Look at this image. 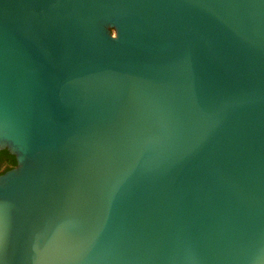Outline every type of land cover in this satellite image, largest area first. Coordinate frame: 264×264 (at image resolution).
<instances>
[{"label":"water","instance_id":"obj_1","mask_svg":"<svg viewBox=\"0 0 264 264\" xmlns=\"http://www.w3.org/2000/svg\"><path fill=\"white\" fill-rule=\"evenodd\" d=\"M0 264H264V0H0Z\"/></svg>","mask_w":264,"mask_h":264},{"label":"flooded vegetation","instance_id":"obj_2","mask_svg":"<svg viewBox=\"0 0 264 264\" xmlns=\"http://www.w3.org/2000/svg\"><path fill=\"white\" fill-rule=\"evenodd\" d=\"M0 152H2V151H0ZM5 152H6V154H2V155L0 154V175H2L3 173H5L6 171L10 170L11 168H13L15 166V164H14V166L11 164H8V162L11 158H13L14 162H15V159L7 151H5Z\"/></svg>","mask_w":264,"mask_h":264},{"label":"trees","instance_id":"obj_3","mask_svg":"<svg viewBox=\"0 0 264 264\" xmlns=\"http://www.w3.org/2000/svg\"><path fill=\"white\" fill-rule=\"evenodd\" d=\"M0 154H1V155H2V154H6V152H5V151H2V152H0ZM8 164H11V165L14 166L15 162H14L13 158H11V159L9 160Z\"/></svg>","mask_w":264,"mask_h":264}]
</instances>
